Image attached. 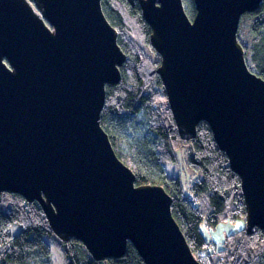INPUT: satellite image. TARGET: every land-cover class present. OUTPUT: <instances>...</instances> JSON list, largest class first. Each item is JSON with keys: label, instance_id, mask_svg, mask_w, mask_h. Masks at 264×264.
<instances>
[{"label": "water", "instance_id": "1", "mask_svg": "<svg viewBox=\"0 0 264 264\" xmlns=\"http://www.w3.org/2000/svg\"><path fill=\"white\" fill-rule=\"evenodd\" d=\"M264 0H139L182 140L207 124L238 176L245 229L264 231V80L238 42ZM126 55L101 0H0V193L38 203L95 261L130 244L144 264H200L161 186L136 185L100 125Z\"/></svg>", "mask_w": 264, "mask_h": 264}, {"label": "trees", "instance_id": "2", "mask_svg": "<svg viewBox=\"0 0 264 264\" xmlns=\"http://www.w3.org/2000/svg\"><path fill=\"white\" fill-rule=\"evenodd\" d=\"M182 1L192 20L193 0ZM101 7L127 57L119 83L106 88L100 117L116 156L134 173L136 185L161 186L171 197L172 216L193 254L216 245L204 261L198 259L200 264H264V231L249 235L245 227L237 229L221 247L203 236L202 225L212 228L227 219H245L240 180L206 123L198 125L195 138L179 137L156 73L160 59L150 45L151 29L142 18L139 0H101ZM238 42L249 70L264 80V1L242 17ZM185 145H190L188 165L195 174L187 191L166 170L176 164V151ZM53 250L60 264H144L130 244L121 258L95 261L82 243L64 242L53 233L38 203L0 193V264H54Z\"/></svg>", "mask_w": 264, "mask_h": 264}, {"label": "rangeland", "instance_id": "3", "mask_svg": "<svg viewBox=\"0 0 264 264\" xmlns=\"http://www.w3.org/2000/svg\"><path fill=\"white\" fill-rule=\"evenodd\" d=\"M237 38H238V35H237ZM180 147L176 151V156H177L176 164L166 166V170H167V173L169 176L178 177L181 184H182L183 190L187 191L188 185L191 183V182L189 183V179H192V177H194L193 175H195V174L190 169V167L188 165V156H189V152H190V145H185L181 149H180ZM243 227H245V219H242V221L239 220L237 222H235V221L229 222L227 219V221H223L222 223H219L217 226L212 227V228H208L207 226L202 225V233L206 239H209V240L212 239V241H214L215 244H217L219 247H221V245H222V243H223V241L227 235L234 233L235 230L243 228ZM12 231L15 234L19 232V230L16 226L12 227ZM246 234H247V231H246ZM215 247H216V245L214 247L208 246L206 249L199 250V251L195 252L193 255L197 260L202 259V261H204V259H206L207 255ZM51 256H52L53 262L55 261L54 264H60L56 258L54 250H53Z\"/></svg>", "mask_w": 264, "mask_h": 264}, {"label": "bare ground", "instance_id": "4", "mask_svg": "<svg viewBox=\"0 0 264 264\" xmlns=\"http://www.w3.org/2000/svg\"><path fill=\"white\" fill-rule=\"evenodd\" d=\"M141 14H142V12H141Z\"/></svg>", "mask_w": 264, "mask_h": 264}]
</instances>
